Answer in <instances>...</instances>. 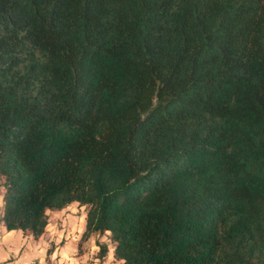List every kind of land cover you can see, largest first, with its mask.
<instances>
[{
  "label": "trees",
  "instance_id": "trees-1",
  "mask_svg": "<svg viewBox=\"0 0 264 264\" xmlns=\"http://www.w3.org/2000/svg\"><path fill=\"white\" fill-rule=\"evenodd\" d=\"M0 177L7 230L264 264V0H0Z\"/></svg>",
  "mask_w": 264,
  "mask_h": 264
},
{
  "label": "crops",
  "instance_id": "crops-1",
  "mask_svg": "<svg viewBox=\"0 0 264 264\" xmlns=\"http://www.w3.org/2000/svg\"><path fill=\"white\" fill-rule=\"evenodd\" d=\"M77 205L71 203L53 212L54 220L49 218L44 233L37 238L19 229L7 230L0 222V264H116L113 250L102 258L97 255L98 241L104 242L101 235L107 231L83 238L86 210L80 206L77 220Z\"/></svg>",
  "mask_w": 264,
  "mask_h": 264
},
{
  "label": "rangeland",
  "instance_id": "rangeland-1",
  "mask_svg": "<svg viewBox=\"0 0 264 264\" xmlns=\"http://www.w3.org/2000/svg\"><path fill=\"white\" fill-rule=\"evenodd\" d=\"M2 191H3V185H2V178L0 177V209L2 208V202H1V197H2ZM73 204H77L76 202H73L72 203V205ZM77 207L79 208V211H76L75 210V207H72V210L75 212H77V213H74L75 214V216H76V218H77V220H79V217H80V214H81V207H80V205H77ZM83 210H86V207L85 206H83ZM58 210L59 209H53V210H49V218L51 219V220H54V217H53V212H58ZM52 212V213H51ZM83 238H87V237H83ZM101 238H102V241H104L105 243H106V245H107V247H108V253H110L111 254V250H113V243H112V241L108 238V234H102L101 235ZM19 247V246H18ZM107 253V254H108ZM51 264V263H50Z\"/></svg>",
  "mask_w": 264,
  "mask_h": 264
}]
</instances>
